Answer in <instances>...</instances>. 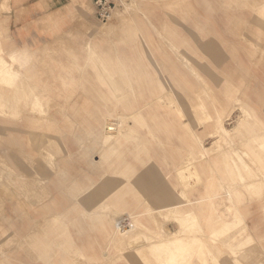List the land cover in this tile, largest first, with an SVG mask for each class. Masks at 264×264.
<instances>
[{"label":"rangeland","instance_id":"obj_1","mask_svg":"<svg viewBox=\"0 0 264 264\" xmlns=\"http://www.w3.org/2000/svg\"><path fill=\"white\" fill-rule=\"evenodd\" d=\"M33 1L18 7L15 0H0L1 56H6L11 45L21 47L23 41L38 47L47 43L34 61L25 88L26 95L32 89L41 95L35 102V115L42 119L34 122L32 134L26 138L32 168L40 164L48 169L51 156L59 161L57 150L63 145L74 149L69 163H85L89 156L83 150L95 145L89 124L103 102L121 107L136 101L143 106L148 101V105L142 108L143 117L130 121L133 130L128 149L115 151L100 167L81 165L87 173L81 187L92 185L79 199L87 200L84 206L89 210L83 212V204H73L55 220L47 216L50 211L40 219L37 206L47 199V191L35 181L30 183L33 191L29 196L7 188L5 109L19 104L17 86L13 87L15 96L13 88L4 91L0 71V264H167L166 257L157 260L147 247L141 248L146 244L142 235L152 242L159 238V227L174 233L180 228L179 218L180 225L186 226V237L198 235L199 240L188 242L174 254L179 264H264V0H118L106 20L94 15L92 0H53L55 5L41 0L37 6H29ZM103 23L109 24L108 32ZM99 34L137 47L134 60L122 61V70L111 79L96 67V56L74 52L80 40ZM141 36L152 37L169 58L156 52L159 62L154 63L147 46L139 42ZM59 60L64 66L63 81L56 77ZM173 63L183 64L185 86L179 95L174 79L167 76ZM125 73L135 82L133 92L119 90L115 91L117 97L109 93L105 98L102 91L119 88L117 82L120 85ZM7 96L13 98L9 101ZM170 114L182 115L205 146L217 139L216 134H208L217 114L227 128L239 118L242 123L231 143L220 140L214 154L203 158L199 148L188 144V130L178 129L181 137L164 122ZM173 153L192 157L198 167L205 166L204 175L213 177L212 183L194 186L192 178L181 173L180 177H164L172 167ZM62 163L63 167L67 162ZM147 170L156 172L157 183L171 195L173 188L181 190V200L217 195L214 201L222 200V214L212 213L208 199L201 202L195 222L192 214L180 216L172 207L174 214L152 210L142 217L144 226L136 239L108 244L101 224L104 220L157 207L151 199V185L152 190L147 191L132 184ZM97 191L103 203L88 204ZM27 210L32 220L38 219L34 229L24 225ZM228 221L230 225L223 223ZM88 222L90 229L85 226ZM30 230L38 238L26 241Z\"/></svg>","mask_w":264,"mask_h":264},{"label":"crops","instance_id":"obj_2","mask_svg":"<svg viewBox=\"0 0 264 264\" xmlns=\"http://www.w3.org/2000/svg\"><path fill=\"white\" fill-rule=\"evenodd\" d=\"M38 3L40 4L41 0H34L29 6H33V5L37 6ZM49 3L50 5L52 4L55 5L53 0H50ZM14 4L18 7L19 6L25 7L27 5V2L26 0H15ZM102 27L104 31L106 32L109 31L110 27L108 23H103ZM108 37L109 36H107V34H99L95 36L90 35L84 38L83 40H80L79 46L78 48H74V52H77L78 54L81 53V55L93 54L94 56H96L98 60L96 67L99 68L100 70L105 71L107 73L106 75L107 78L111 79L110 76L114 77V74L117 71L122 70V66H120L122 61L131 60L130 62H132L134 60L135 56L133 54H135V52L137 51V47L135 45H128L122 41L111 39ZM35 40L39 41L41 40V38L36 37ZM23 42L24 44H22L21 47L10 44L11 46L10 48L7 49L6 56L4 57L0 55L1 56L0 58L5 60L6 63V65L0 66L1 69L0 71L2 72L5 78L4 91L6 89L8 91L9 90L8 88H13L17 86L16 102L19 104L13 109L12 107L11 109H5V114L7 113L6 114L7 133H6V148H5L6 176L8 180L7 188L10 192H17L18 194H21L23 196L26 195L29 196V194H31L33 191V189H31L32 187L30 183L35 181L37 187H40L42 190L47 191V193H49V196L45 201H42L41 203H39V206H37L39 208V211L37 212H39L40 219H42V217H45L44 215L45 212L50 211V214L47 216L55 220L56 218L61 217L63 214L69 212L68 208L73 204L81 203L83 204L81 206L82 211L83 212L88 211L89 209H87L84 206L86 205L87 200L83 202L80 201L79 195H81L82 192L84 194L86 189H88L92 184L88 185V187L87 186L81 187L82 176L87 177V173H84V169L81 168V165L86 164V166L100 167L107 160L110 159V156L113 155L115 151L118 150L119 153H123L124 148H127L126 144L127 141L130 139V135L133 130V126L130 125V121H134L136 118L143 117L142 108L143 106L145 107L146 105H148V101L145 102L143 106L139 105L138 101H136L133 103L129 102L127 103V105L121 107L117 106L116 104L110 105V103L108 102H103L102 108L101 109L98 108L95 113L94 122L89 124L93 136V140L95 141V145L92 146L91 148H86L83 150L84 154H88L89 156L88 157L89 159L85 163L82 162L69 163L68 160H72L74 149H72L71 146L63 145L57 150V153H59V158H58L59 161L54 162L51 156L48 161V164L50 165L48 169L44 168L40 164H37L34 168H32L29 162L27 161V155L29 153L27 152V148H26V138L32 134V129H33L32 127H34L33 126L34 122L38 121L39 119H42L41 117L39 116L37 117L35 115V102H38L41 99V95L37 93L35 89H32V94L26 95L25 88L28 86L27 79L31 75V72H33L34 61L36 57L39 55V53L44 51L47 43L42 44V47H38L35 46V44H27L25 41ZM121 42L123 44H121ZM139 42L141 43L142 46L143 45L147 46V49L150 52L151 57L155 61L154 63L159 62L155 54L156 52L162 53L163 56L169 58L167 52L161 51L160 48L158 47V44L154 43L152 37L141 36L139 38ZM174 42L173 45H175ZM173 64L174 66L171 71H168L167 76H170L171 78L174 79L175 85L179 89L178 92L179 95V93H182L185 86L184 72L180 69L181 65L183 64L181 63L180 65L175 63ZM189 69L191 70V73L194 75V67L191 65L189 66ZM63 70H64V66L62 60H59V66L57 67L56 70V77L61 79L62 81L64 80L63 79L64 75L62 74ZM125 74L127 80L125 79V77L124 78L120 77L121 78L120 85L117 82V86L119 88L107 87L108 90L104 89L102 91L104 93L105 98L108 97L109 93L111 94V96L117 97L115 91H119V90H122L124 93H126L125 91L127 90L133 92V87L135 82L132 81V79L127 73ZM138 76H139V80H141L140 74ZM139 80L137 77L136 81ZM123 81L127 82V84L124 83ZM12 92L13 95L15 96L14 88ZM6 98H8V100L10 101L11 98L13 97L7 96ZM159 98H161V96H158V99ZM180 116L170 114L168 115V117L165 119L166 121L164 122L171 128L173 133H178L177 135L181 137H182V132L178 129L188 130L187 132H189L190 135L188 139V144L191 147L194 146L199 148L200 156H203V158L210 157L211 154H214L220 140L222 139L226 141L228 140L229 143H231L233 135L236 134L238 127L242 123V119L239 118L236 120L235 124L231 128H227L224 124L223 119L220 117L219 114H217L214 120V128L212 131L208 132L210 136L216 134L217 139L212 141L209 146H205L201 140L199 133L195 129L190 128L189 123L185 122L182 119V115ZM116 120L117 122L119 120V122L117 123ZM219 120H220L219 123L221 124L222 127L220 133L218 131ZM104 122L105 124L106 122H110L111 126H109L108 128L112 129L111 132H113V130L116 129L117 133L115 135L117 136H115L114 138H110L107 136L108 131H106ZM118 131L120 132L118 133ZM46 138L48 140L53 139L49 135H46ZM51 155L53 154L51 153ZM92 157H94V159H92ZM191 159L192 158L189 156L182 158L180 154L173 153L171 157L172 162L170 164V166L172 167L168 168V170L164 174V177L167 178L175 174L176 176L180 177L178 171L182 168H185L186 166L189 167V170H191L193 173L194 179L192 178V180L194 186H197L199 182H203V184H211L214 178L211 176L204 175L206 172L205 166L198 167V165L195 162H192ZM193 160H195L194 156H193ZM64 161L67 162L65 164L66 166L63 167L60 166L61 163ZM59 162L60 164H58ZM186 171L187 170H185V172ZM187 174L184 173L185 176H187ZM156 177H157L156 172L154 170H147L139 177H137L135 181H132V184H134L135 186L136 185L140 186L141 188L147 191L153 189V191L151 192L152 193L151 199L158 204L157 207L153 209L147 208L146 210L147 212H138V211L137 212L134 211L133 213L124 212L123 214H118L115 215L113 218L104 220L101 224L104 232V237H106V239L108 240V244H110L113 241L121 242L123 244L133 241L134 239H136L135 236L137 232L141 229L142 226H144V221L142 220L143 219L142 217H144V215H148L149 211L152 210L155 212L170 211L171 213L174 214L169 204L172 205V208H174L178 212V215L180 216L186 214H192L195 222L197 221L195 214L199 211L201 207V202L208 199L207 201L210 202V208L212 210V213H218L219 216L221 215L220 210H218V205L223 204V202L222 200H219L217 202L214 201L216 198H218L217 195L208 196L206 199L204 198V200L203 199L201 200L197 197L181 200L179 199V193H181V190L179 192L178 190L175 191V189L173 188L171 195V193L167 190L165 186H161L160 184L157 183ZM197 179L199 180L198 183L196 182ZM148 185H151L150 187L152 189L148 187ZM189 185H191V183H189ZM98 193L99 192L97 191L94 196L88 198V199H92L91 202L88 200V204L95 203V205H97L98 203L100 204L103 203L104 198H102V195L100 194L98 195ZM207 193L209 194V192ZM226 193L227 196L230 197V193L228 191ZM25 216H26V221L24 225L27 228L34 229L38 225L37 224L38 219L32 220L31 216H29L28 214V210L25 212ZM176 222L178 221L176 220ZM223 223L231 224L229 221ZM85 226H87L90 229L91 228L90 222H88V224H86ZM179 229L176 230L175 232H178ZM163 230H165L164 227ZM159 233L160 232H158V234ZM142 236L145 238L146 244H144V246H142L141 248L147 247L150 250L149 252L152 253L155 242L158 243L160 240L164 238V235L160 233L159 238L156 239L155 241H152L153 243L151 244L147 235H142ZM221 236L222 235H220V237ZM31 237L37 239L38 233L35 230L32 232L31 230L29 232H26L25 234L26 241L28 240V238ZM203 251L204 249H202L199 253H202Z\"/></svg>","mask_w":264,"mask_h":264},{"label":"bare ground","instance_id":"obj_3","mask_svg":"<svg viewBox=\"0 0 264 264\" xmlns=\"http://www.w3.org/2000/svg\"><path fill=\"white\" fill-rule=\"evenodd\" d=\"M24 54H26V53H24ZM23 54V55H24ZM26 56V55H25ZM24 56V57H25ZM4 65H6V63H5V60H3V59H1L0 58V66H4ZM7 67H8V65H7ZM9 89V91L10 90H12V88H8ZM28 90V89H27ZM22 95H23V93H22ZM25 100V99H24ZM25 102V101H24ZM22 106V105H21ZM29 106V105H28ZM21 110V109H20ZM135 110H137V109H135ZM7 114V113H6ZM124 114V113H123ZM129 114V113H128ZM113 115V114H112ZM113 117V116H112ZM105 119V118H104ZM111 119V118H110ZM109 119V120H110ZM118 119V118H117ZM113 121V120H112ZM111 122V121H110ZM110 122H106V124H105V122H104V126H105V128H106V131H108V134H107V136L108 137H110V138H114L115 136H117V135H115L117 132H116V129L115 130H113V132H111L112 131V129H109L108 127L109 126H111V124H110ZM116 122H117V120H116ZM118 122H119V120H118ZM117 122V123H118ZM220 122V120L218 121V124H219V133H220V130H222V127H221V124L219 123ZM112 123V122H111ZM202 123H203V121H202ZM126 125V124H125ZM113 127V126H112ZM232 131V130H231ZM230 131V132H231ZM120 131H118V133H119ZM233 132V131H232ZM221 135V134H220ZM223 137V136H222ZM103 138V137H102ZM101 144V143H100ZM100 150H102V149H100ZM194 156V155H193ZM192 158V157H191ZM184 161V160H183ZM194 166V165H193ZM193 168V167H192ZM185 170H187L188 171V174H187V176H185L184 175V171ZM182 174V176L184 177V178H193V173H192V171L191 170H189V167H187L186 168V166H185V168H182V169H180L179 171H178V174ZM198 175V174H197ZM197 177V176H196ZM199 177V176H198ZM194 179V178H193ZM189 182V181H188ZM196 182L198 183L199 182V180L197 179L196 180ZM87 190V189H86ZM83 193V192H82ZM78 195V194H77ZM76 197V196H75ZM170 205V207H172L171 206V204H169ZM220 205H222V204H220ZM220 205H218V210H219V206ZM161 207H162V205H161ZM171 210H172V208H171ZM86 212V211H85ZM58 213V212H57ZM56 213V214H57ZM222 214V213H221ZM175 216H177V215H175ZM179 217V216H178ZM177 217V218H178ZM192 217V216H191ZM176 218V217H175ZM182 221V219H180L179 218V224L181 223V221ZM194 221V220H193ZM120 222V221H119ZM184 222V221H183ZM191 222V221H190ZM157 223V222H156ZM186 224H188V223H186ZM190 224V223H189ZM188 224V225H189ZM230 225V224H229ZM180 226V229H179V231L178 232H174V233H172V232H170V233H167L165 230H163V227H159L158 228V230H159V232L161 233V234H163L164 235V238L162 239V240H158L159 242L158 243H156L155 242V245H154V248H153V253H154V256L156 257V259L157 258H162V257H166V262H167V264H179V258H176V256L177 255H175V257H174V254H177L178 253V251L179 250H181L180 248L183 246V245H185V246H187V243L189 242V243H196V242H199V240H198V235H189V237H186V235H185V233H183L185 230L184 229H186L185 227L186 226H183L182 224L181 225H179ZM190 226V225H189ZM192 227V226H191ZM215 227V226H214ZM123 228H124V226H123ZM209 228V227H208ZM211 229H212V227H211ZM216 229V228H215ZM132 230V229H131ZM216 231V230H215ZM218 231V235H219V229L217 230ZM186 232H188V231H186ZM191 232V231H190ZM159 233V234H160ZM187 234V233H186ZM221 234V233H220ZM145 235V234H144ZM146 237V236H145ZM200 237V236H199ZM190 238V239H189ZM175 240V243H174V245L171 243L172 241H174ZM151 242V241H150ZM153 242H151V244H152ZM172 244V245H171ZM210 244V243H209ZM224 244V243H223ZM205 245V244H204ZM185 246H184V249H185ZM199 246V245H198ZM188 248V247H187ZM197 248V247H196ZM182 249H183V247H182ZM199 249H200V247H199ZM187 250V249H186ZM184 251V250H183ZM182 251V252H183ZM188 251V250H187ZM186 252V251H185ZM152 253V254H153ZM181 253V252H180ZM240 253V252H239ZM252 254H254V253H252ZM179 255V254H178ZM182 255H184V254H182ZM182 255H180L181 257H182ZM244 255V254H243ZM252 256H254V255H252ZM180 257V258H181ZM187 257V256H186ZM185 257V258H186ZM182 259V258H181ZM180 259V260H181ZM252 259V258H251ZM257 259V258H256ZM158 260V259H157ZM183 260V259H182ZM253 261H255V260H253ZM252 261V262H253ZM161 262H163V263H166V262H164V261H161ZM185 262H186V259H185ZM203 263H205L204 261H203ZM257 263V262H256ZM187 264H190V263H187ZM250 264V263H249ZM255 264V263H254Z\"/></svg>","mask_w":264,"mask_h":264},{"label":"built area","instance_id":"obj_4","mask_svg":"<svg viewBox=\"0 0 264 264\" xmlns=\"http://www.w3.org/2000/svg\"><path fill=\"white\" fill-rule=\"evenodd\" d=\"M117 2L118 0H92L94 15L100 20H106L115 9Z\"/></svg>","mask_w":264,"mask_h":264}]
</instances>
